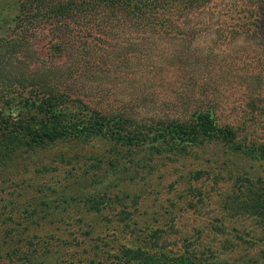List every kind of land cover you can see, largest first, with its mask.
Wrapping results in <instances>:
<instances>
[{"label":"rangeland","instance_id":"1","mask_svg":"<svg viewBox=\"0 0 264 264\" xmlns=\"http://www.w3.org/2000/svg\"><path fill=\"white\" fill-rule=\"evenodd\" d=\"M20 3L0 2V26L13 24ZM237 23L240 28H233L239 32L234 38L224 40L208 32L190 48L210 52L218 67L214 71L228 72L219 81L224 100L249 113L233 105H225L223 113L239 124L246 115L251 123L250 99L241 95V84L247 83L241 78L264 86V35L245 36L242 30L249 24ZM51 39L47 30L40 31L30 34L28 47L16 52L0 48V98L9 82H28L29 75L40 71L53 76L47 73L52 64ZM61 61L65 57L53 59L54 64ZM40 62L45 63L44 70L37 68ZM101 69L94 70L97 87L109 84ZM61 72L60 78L66 79L67 69ZM109 87L125 98L124 92L132 90L124 85ZM168 88L157 86L160 94L138 106L142 116L170 112L178 101ZM5 113L0 128L9 120L11 130L15 115ZM28 113L31 124L41 118L34 109ZM259 120L256 128L248 125L239 133L244 146L264 142V114ZM154 151L95 137L60 139L36 148L20 146L5 155L0 164V264H23L28 255H37L43 264H121L118 254L128 246L159 255L194 250L228 263L242 258L231 250L247 246L237 238L239 232L250 230L249 236H258L263 226L256 216L236 215L233 208L241 203L252 207L257 201L255 192L264 183V158L220 140L191 147L182 157L169 149Z\"/></svg>","mask_w":264,"mask_h":264},{"label":"trees","instance_id":"2","mask_svg":"<svg viewBox=\"0 0 264 264\" xmlns=\"http://www.w3.org/2000/svg\"><path fill=\"white\" fill-rule=\"evenodd\" d=\"M237 21L249 24L243 35H264V0H21L13 24L0 26V31L4 29L0 48L16 52L29 46L30 34L47 30L53 52L47 73L54 74L40 71L46 68L40 62V72L29 75L28 82L8 83L6 95L0 98V116L5 111L8 117L15 115L16 126L10 130L7 120L8 128H0L4 137L0 164L20 146L36 148L60 139L91 141L95 137L128 148H150L155 150L152 154L169 149L176 157L196 145L220 140L264 158V142L244 146L238 140L245 126L254 129L261 122L264 86L241 78L247 83L241 84V95L250 99L251 123L247 115L237 120L239 124L231 122L223 113L227 105L249 111L224 100L219 81L228 72L214 71L218 67L210 52L190 48L208 32L224 40L234 38L239 32L233 28H240ZM64 57L66 61L53 63L54 58ZM63 68L66 79L60 78ZM97 68H102L109 84H94ZM109 85L132 90L123 91L125 98ZM164 85L178 102H173L170 112L142 116L138 106L160 94L156 88ZM32 109L41 117L35 124L29 119ZM254 196L257 201L252 207L241 203L233 209L236 215L256 216L264 229V183ZM263 229L253 237L250 230L239 232L237 238L247 246L231 249L242 256L232 263L210 260L205 252L194 250L160 256L129 246L117 259L121 264H264ZM23 259V264H43L37 255Z\"/></svg>","mask_w":264,"mask_h":264}]
</instances>
